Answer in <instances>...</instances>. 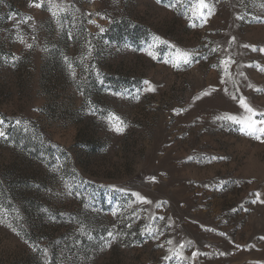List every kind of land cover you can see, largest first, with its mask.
I'll return each mask as SVG.
<instances>
[{
	"label": "rangeland",
	"instance_id": "374dc122",
	"mask_svg": "<svg viewBox=\"0 0 264 264\" xmlns=\"http://www.w3.org/2000/svg\"><path fill=\"white\" fill-rule=\"evenodd\" d=\"M198 3L0 0V264H264V0Z\"/></svg>",
	"mask_w": 264,
	"mask_h": 264
},
{
	"label": "snow or ice",
	"instance_id": "6c2138e0",
	"mask_svg": "<svg viewBox=\"0 0 264 264\" xmlns=\"http://www.w3.org/2000/svg\"><path fill=\"white\" fill-rule=\"evenodd\" d=\"M37 7L41 6L39 4L36 5ZM198 8L199 9H206L209 8L208 4L205 3V0H199L198 3ZM210 11V9H209ZM201 15H203V13L201 12ZM101 31H103V29H101ZM234 39V38H233ZM29 47H31V45H29ZM262 51H264V49H262ZM151 55V53H149ZM187 55L188 54H184V59L185 62L187 61ZM148 81H145V84H148ZM154 90V89H153ZM207 94V93H206ZM235 99V97H234ZM240 105L245 109L246 113H248V115L245 118H238L236 116H229L227 117V119L232 120L233 122L237 123V124H241L243 125L246 129H248V133L249 135L253 134V133H260V136H264V118L262 119H255V117L257 115H260L262 117H264V113H257L247 102L244 98H241L239 100ZM119 119V118H116ZM218 119H223L222 117H218ZM17 123H19V121H17ZM0 124H3V121L0 120ZM119 132L124 131L123 127H117L116 129ZM5 133L3 130H0V137H5ZM260 137L258 136L257 139H259ZM139 195V194H136ZM257 197H259V193L256 194ZM9 227H11V225H9ZM112 233H109V236H111ZM169 243H171V241H169Z\"/></svg>",
	"mask_w": 264,
	"mask_h": 264
}]
</instances>
